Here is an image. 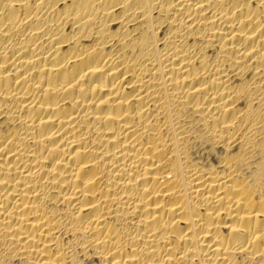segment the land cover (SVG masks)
I'll return each mask as SVG.
<instances>
[{
	"label": "bare ground",
	"instance_id": "obj_1",
	"mask_svg": "<svg viewBox=\"0 0 264 264\" xmlns=\"http://www.w3.org/2000/svg\"><path fill=\"white\" fill-rule=\"evenodd\" d=\"M0 264H264V0H0Z\"/></svg>",
	"mask_w": 264,
	"mask_h": 264
}]
</instances>
